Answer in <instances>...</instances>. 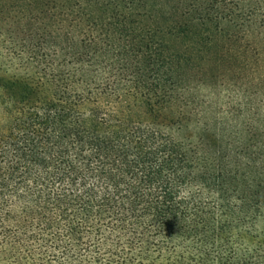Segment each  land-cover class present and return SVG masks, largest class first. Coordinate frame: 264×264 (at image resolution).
I'll use <instances>...</instances> for the list:
<instances>
[{
    "label": "trees",
    "instance_id": "16d2710c",
    "mask_svg": "<svg viewBox=\"0 0 264 264\" xmlns=\"http://www.w3.org/2000/svg\"><path fill=\"white\" fill-rule=\"evenodd\" d=\"M20 1L31 27L0 30V261L264 264V105L238 124L199 98L245 79L206 66L219 3L164 31L139 0Z\"/></svg>",
    "mask_w": 264,
    "mask_h": 264
},
{
    "label": "rangeland",
    "instance_id": "374dc122",
    "mask_svg": "<svg viewBox=\"0 0 264 264\" xmlns=\"http://www.w3.org/2000/svg\"><path fill=\"white\" fill-rule=\"evenodd\" d=\"M187 1H192L198 6L208 0H139V3L144 4L146 10L151 14V22L167 31L170 26L183 20L180 13L184 5L188 4ZM212 1L219 3V13L220 15L223 14L222 18H226V26L224 32H219L217 40L208 47L211 62L207 63L206 66L214 70L233 68L239 70L245 79L236 84L235 82L232 83L235 84V87L221 85L213 88L212 91H199L200 94H204V97L200 96L199 98H207V106L212 110H229L230 108L241 110L243 115L238 118L237 123L242 124L246 122L247 117L248 120H252L251 116L254 113L249 110L247 104L249 98L255 99L253 100L255 102L261 100L260 104L263 103L264 105V0ZM21 4L23 1L20 0H0V30L9 28L16 30L19 26L17 27L15 24L18 25L19 22L25 28L31 27V21L36 15V10L31 5L19 7ZM1 22H4L6 26H1ZM22 33L26 34L27 31ZM227 34L231 37L234 36L233 42L229 43L230 45L225 38ZM19 35L22 36V34ZM167 38L168 43L173 48L179 50L184 48L180 39ZM191 45L188 46L191 47ZM193 46H196V50H207V48L203 49L197 44H193ZM208 52L206 51V53ZM256 112L258 113H255L256 116L258 115V118L262 120L264 118V106L256 107ZM259 126L264 128L263 121L260 122ZM0 264L4 263L0 261Z\"/></svg>",
    "mask_w": 264,
    "mask_h": 264
}]
</instances>
